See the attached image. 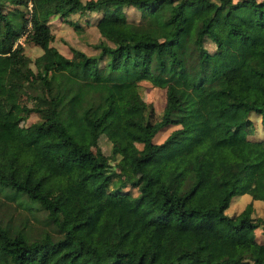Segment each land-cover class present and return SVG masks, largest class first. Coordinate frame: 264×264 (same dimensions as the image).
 <instances>
[{
  "label": "trees",
  "instance_id": "trees-1",
  "mask_svg": "<svg viewBox=\"0 0 264 264\" xmlns=\"http://www.w3.org/2000/svg\"><path fill=\"white\" fill-rule=\"evenodd\" d=\"M114 3L140 18L105 12ZM52 17L76 28L82 19L95 39L62 53ZM23 42L40 52L30 58ZM141 79L164 88L156 119L138 93ZM30 112L37 133L53 134L73 161L110 179V195L134 187L157 199L165 220L147 218L137 251L119 249L107 210L87 208L61 226L36 176L0 171V205L12 202L0 213V264H264V238L253 233L264 234V218L251 216V200L224 211L235 194L264 200V0H0V130ZM167 125L176 126L153 141ZM31 151L27 143L18 153L29 163ZM80 224H100L106 240H85L73 230ZM169 233L177 238L170 257Z\"/></svg>",
  "mask_w": 264,
  "mask_h": 264
},
{
  "label": "rangeland",
  "instance_id": "rangeland-1",
  "mask_svg": "<svg viewBox=\"0 0 264 264\" xmlns=\"http://www.w3.org/2000/svg\"><path fill=\"white\" fill-rule=\"evenodd\" d=\"M105 12L118 19L122 18L123 13L126 17L134 20L140 18L139 11L134 7L121 8L120 4L117 3L108 4ZM81 15L82 13L74 12L69 17L78 22ZM79 23L80 25L76 28L57 17H52L49 20L50 29L54 34L52 43L66 55L69 54L67 45L76 44V39H95V34L91 30L92 27L89 29L87 26L89 30H83L85 26L83 20L80 19ZM22 37L23 35L19 36L17 40ZM204 43L211 48V43L206 40ZM40 50L37 45L23 42V52L30 58L38 54ZM137 51L139 56L144 54L147 56L149 52L147 48H138ZM137 90L141 98L151 105V119L158 118L164 103V88L141 79L138 80ZM251 115L254 122L253 137H259L262 133L258 117L254 114ZM35 118L36 115L30 112L23 121L0 130V171L11 173L19 180L25 176L26 172L36 176V188L48 198L57 201L61 213V226H66L81 217L87 208L101 207L107 210L110 213L117 248H132L137 251L141 227L145 220L147 218L165 220V217L157 210V199L142 195L134 187H126L125 189L128 190L126 194L110 195L108 193V189L111 187L110 179L103 172L88 171L87 163L84 161H73L71 155L66 152V147L53 141V134L49 132L37 133L35 127L29 126V122ZM175 126L159 127L152 140L160 141ZM27 143L32 146L29 163H26L23 156L18 153L19 148ZM98 145L105 153L109 152V142L104 135L99 136ZM115 158L116 156L111 158L110 168L116 169ZM0 198H3L1 192ZM259 200L261 202L256 205L255 209L253 206L251 216L264 218V200ZM1 203L4 206L0 205V213L12 209L10 208L11 201L5 200ZM242 206L244 205L242 204ZM3 216L5 217V212ZM73 230L85 240L94 239L100 242L106 240V233L100 224L92 228L80 224L75 226ZM253 233L259 240L264 238V234L261 233L258 226L253 229ZM176 239V235L169 233L164 241V247L169 257L176 249ZM228 264L240 263L233 261Z\"/></svg>",
  "mask_w": 264,
  "mask_h": 264
},
{
  "label": "crops",
  "instance_id": "crops-1",
  "mask_svg": "<svg viewBox=\"0 0 264 264\" xmlns=\"http://www.w3.org/2000/svg\"><path fill=\"white\" fill-rule=\"evenodd\" d=\"M230 200H231L230 203L224 210L228 214H231L233 212L237 213L243 207L242 204L244 205L249 200H251V203L254 206V209L256 205L261 202L259 199H251L250 195L246 192L237 194L231 197Z\"/></svg>",
  "mask_w": 264,
  "mask_h": 264
}]
</instances>
